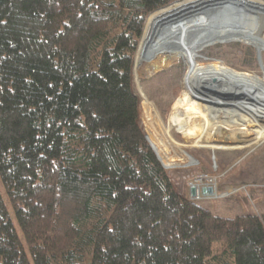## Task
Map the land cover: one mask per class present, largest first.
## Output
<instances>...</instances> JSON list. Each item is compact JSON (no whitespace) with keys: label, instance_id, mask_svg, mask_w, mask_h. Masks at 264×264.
<instances>
[{"label":"trees","instance_id":"1","mask_svg":"<svg viewBox=\"0 0 264 264\" xmlns=\"http://www.w3.org/2000/svg\"><path fill=\"white\" fill-rule=\"evenodd\" d=\"M177 1L0 0V181L15 217L0 190V264H264V216L181 196L140 128L139 42ZM177 115L195 150H242L187 105Z\"/></svg>","mask_w":264,"mask_h":264},{"label":"rangeland","instance_id":"2","mask_svg":"<svg viewBox=\"0 0 264 264\" xmlns=\"http://www.w3.org/2000/svg\"><path fill=\"white\" fill-rule=\"evenodd\" d=\"M186 1L190 0L173 2L169 6L148 15L145 25L146 31L149 26V19L153 14L168 10ZM146 34L148 36V31ZM236 44L242 46L243 49L245 48L243 52H239L237 58L234 53H231L233 50L229 47ZM248 48L255 49L241 41L239 43H218L206 48L205 53L206 50L214 54L223 52L224 55H229L226 60L214 59L205 56L204 53L201 54L202 58L198 60L204 66L219 63L235 72L259 76L263 79L264 61L262 58L259 59L258 50L255 49V59L258 63L256 68H247L241 64L240 60ZM154 61L155 64H151L152 61L150 63L142 62L141 50L135 57L137 68L133 77L135 93L140 99V128L145 133L146 139L155 147L163 165L169 168L167 173L177 192L189 199L192 185L201 183L200 185L203 187H213L215 195L208 200L195 199L194 202L200 208L213 211L220 218L245 216L247 213H257V211L260 215L263 214L264 137L255 125L235 112L234 109L207 107L189 97L184 86L188 73V63L184 58L165 59L164 57L155 58ZM206 76L208 78L206 83L217 80V74L214 72L206 73ZM186 105L198 115L199 120H204L207 124L202 129L204 133L216 134L218 139L229 142L236 140L239 146H243L242 150L232 152L195 150L192 142L191 121L175 118L178 117L177 110ZM220 118L222 121L218 122ZM217 123L218 128H207L213 124L217 125ZM153 131L159 132L154 133ZM186 133L190 139V149L186 150V153L190 154L189 159L178 154L181 150L179 147L177 149L176 146L177 144L187 145L182 137ZM0 190L11 216L14 217L12 206H10L1 181ZM19 234L22 238L20 229Z\"/></svg>","mask_w":264,"mask_h":264},{"label":"bare ground","instance_id":"3","mask_svg":"<svg viewBox=\"0 0 264 264\" xmlns=\"http://www.w3.org/2000/svg\"><path fill=\"white\" fill-rule=\"evenodd\" d=\"M218 3L222 7L212 10L203 7ZM237 3L249 6L253 13L248 14L245 9L239 12ZM199 8L198 14H192V10ZM149 20L148 36L155 25L158 33L151 38L145 51H141L142 62L155 64V58H184L188 63L184 86L189 97L207 107L234 109L264 135V78L238 73L219 63L206 66L198 63L206 48L239 41L253 46L262 58L264 0H190L153 15ZM212 72L217 74V80L206 83V73ZM200 184L195 186L202 189Z\"/></svg>","mask_w":264,"mask_h":264},{"label":"water","instance_id":"4","mask_svg":"<svg viewBox=\"0 0 264 264\" xmlns=\"http://www.w3.org/2000/svg\"><path fill=\"white\" fill-rule=\"evenodd\" d=\"M210 4H205L203 7H206V9L207 10H212V9H215V7L217 6V7H222L221 6V4L220 3H218V4H215V5H213L212 7H210L209 6ZM236 5V9H238L239 10V12H241V10H244L245 9V11L249 14V13H253V11L251 10V8L248 6H245V5H241V4H235ZM208 6V7H207ZM200 9L201 8H199V9H194V10H192V14H198L199 12H200ZM156 27V25L155 26H153L152 28H151V32H150V34H149V36H148V41L147 42H145V38H146V36H147V34H146V31L144 32V34H143V36H142V39H141V41H140V45H139V48H138V51H137V56H138V53H139V51L141 50H143V51H145V49H146V46L150 43V41H151V38H153L155 35H157V33H158V28H157V30L155 31L154 30V28ZM157 27H158V25H157ZM146 28V27H145ZM258 52V55H259V59H261V56H260V54H259V51H257ZM137 59V58H136ZM135 68H134V72L136 71V68H137V65H136V62H135ZM147 141H148V139H147ZM148 143L151 145V148H152V150H154V152H155V155H157V157H158V159H159V161L162 163V161H161V158H160V156H159V154H157V152H156V149H155V147L152 145V143H150L149 141H148ZM162 165H163V163H162ZM164 166V169H169L166 165H163ZM198 192H199V190H198V188L197 187H195V186H192V188H191V191H190V195H191V197L195 200V199H197V196H198ZM201 194L204 196V197H207V196H209V197H212V196H214L215 195V189L213 188V187H203L202 189H201Z\"/></svg>","mask_w":264,"mask_h":264},{"label":"built area","instance_id":"5","mask_svg":"<svg viewBox=\"0 0 264 264\" xmlns=\"http://www.w3.org/2000/svg\"><path fill=\"white\" fill-rule=\"evenodd\" d=\"M192 186H195V185H192ZM195 187H196V186H195ZM197 188H198V187H197ZM198 190H199V192H198V196H197V199H196V200H201V199L208 200V199L212 198V197H209V196L204 197V196L201 194V187L198 188ZM189 198H190L192 201H194V199L191 197L190 193H189Z\"/></svg>","mask_w":264,"mask_h":264},{"label":"crops","instance_id":"6","mask_svg":"<svg viewBox=\"0 0 264 264\" xmlns=\"http://www.w3.org/2000/svg\"><path fill=\"white\" fill-rule=\"evenodd\" d=\"M207 210H208V209H207ZM208 211H210V210H208ZM210 212H213V211H210ZM258 212H259V211H257V213H255V212H254V213H247L246 215H252V216H253V215H255V216H257V215H258V216H264V213L260 215V213H258ZM213 213H214V212H213ZM214 214H215V213H214ZM215 215H217V214H215ZM246 215H245V216H246ZM243 216H244V215H243Z\"/></svg>","mask_w":264,"mask_h":264}]
</instances>
